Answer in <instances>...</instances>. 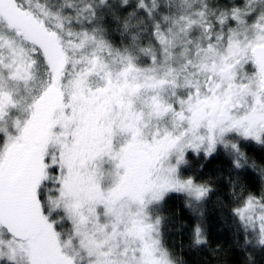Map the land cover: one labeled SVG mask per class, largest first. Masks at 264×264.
I'll return each mask as SVG.
<instances>
[{
  "label": "flooded vegetation",
  "instance_id": "flooded-vegetation-1",
  "mask_svg": "<svg viewBox=\"0 0 264 264\" xmlns=\"http://www.w3.org/2000/svg\"><path fill=\"white\" fill-rule=\"evenodd\" d=\"M232 1L240 7L246 6L247 11L249 6H254L256 12L261 10L264 2ZM69 2L72 0H8L5 7H0V39L9 49L0 52V57L11 55L17 70L26 72L24 64L31 67L35 63L30 53L36 50L32 44H37L56 65V75L51 82L43 65L38 63L27 82L23 79L19 83L9 82L8 89L16 94L14 103L17 106L10 120L23 123L19 132L8 131V140L0 143V177L9 189L19 188L25 196L37 197L39 188L44 207L49 210L55 209V202L59 200L79 198L81 205L78 208L84 213H97L96 208L102 210L117 205L143 211V197L150 192L155 194V182L148 180L149 169L173 139L169 135L168 138L160 137L156 132L139 129L142 117L137 118L131 113V104L137 101L131 85H139L140 90L142 83L128 80L123 75L102 76V54L108 56V52L102 53L103 20L98 17L83 27L79 24L68 27L69 17L65 14L62 18L60 9ZM261 26L250 22L240 26L239 35L234 33L238 41L220 45L223 48L221 55L208 54L209 57L204 59L206 63L198 65L196 51L189 55L181 76L189 84V96L178 108L173 107L174 103L163 105L164 117L174 122L187 118L198 124L209 116H227L232 109L246 106V92L253 91L254 105L260 104V76L254 62L246 66L245 57L248 45L253 48L264 44V36L252 38L257 33L264 35L257 31ZM10 30H14L15 35H9ZM84 32L86 38L77 42L78 34ZM111 32L112 25L106 39L118 42ZM217 45L207 43L208 50L212 53L215 48L220 49ZM229 45L234 51L225 55ZM82 49L86 52L77 57L76 53ZM196 49L197 45L193 50ZM69 60H75L68 69L69 73L75 70V75L62 79ZM81 60L87 63L76 68ZM120 62L121 67H133L136 63L128 56ZM240 80H247V83L241 84ZM249 85L253 87L249 88ZM3 96L8 97L9 91ZM138 112L143 114L144 109L138 106ZM9 123V120H0V133L8 129ZM251 150L259 152L254 146H249ZM45 156L51 157L47 164ZM216 157L226 160L222 153L218 154L208 159L211 166ZM52 163L60 165L59 175L47 170ZM55 179L61 181L59 186L53 182ZM210 180L213 185L212 177ZM224 182L229 186L228 178H224ZM214 191L212 186L211 192ZM38 201L41 209V200ZM60 205H56L55 212L60 211ZM52 217L49 220L48 214L41 211V233L53 229L52 223L55 225L57 221ZM89 223L98 221L88 220L86 224Z\"/></svg>",
  "mask_w": 264,
  "mask_h": 264
},
{
  "label": "rangeland",
  "instance_id": "rangeland-1",
  "mask_svg": "<svg viewBox=\"0 0 264 264\" xmlns=\"http://www.w3.org/2000/svg\"><path fill=\"white\" fill-rule=\"evenodd\" d=\"M92 2L97 6V18L101 17L103 20L102 53L108 52L106 57L102 54V76L109 78L111 75H123L128 80L142 83L144 90H139V85H131L137 99L131 104V113L137 118L142 117V121L138 123L139 129L144 132H156L160 137L168 138L169 135L172 139H177L174 132L179 127L178 123L187 120L193 125L197 124L187 118L174 122L162 113L163 105L174 103L180 106L189 96V84L181 79L185 71V59L196 51L197 63L201 65L205 62L204 59L209 57L208 54L220 56L223 52L220 45L238 41V36L234 33L239 35V27H244L247 23L243 20L244 12L248 8L240 7L232 0H145L152 13L149 17L137 11L138 0H128L127 4L125 0ZM232 9H239L240 14L235 15L230 11ZM113 12L118 19L113 18ZM228 15H234L236 22L228 23ZM145 16L146 18H143ZM110 25L118 42L106 39ZM261 28L264 29V25ZM263 36L257 33L252 35V38ZM211 42L218 43L216 47L221 48H215L211 53L207 47V43ZM196 45L197 49L193 50ZM229 51H234L232 45H229L225 55ZM127 56L136 62L133 67L120 66L121 59ZM138 106L144 109L143 114L138 112ZM184 131L185 129H181L179 135L183 136ZM199 161L205 162L203 155L197 157L194 153H189L183 170L185 173L196 174L199 182L209 185L212 189L211 180L205 178L203 171H198L196 163ZM211 191L205 201L210 204L214 201H211L214 193ZM143 199L145 200V197ZM188 200L190 204L194 203ZM204 203L196 205L198 211L205 210ZM59 204L61 205L58 212H61V215L55 227L48 230V233L44 230L33 245V254L42 260L52 259L55 249L61 257H75L77 264H88V258L93 253L98 260L104 258L101 264H116L118 259L123 264H151V261L156 259H163L166 264H184L165 248L161 230L156 228L154 233L150 230L151 225L145 219L148 213L122 205L106 206L102 210L96 208L97 213H84L78 208L79 204L81 205L79 198L59 200L55 202V209ZM160 210L161 208L152 209L151 216L154 221L161 217ZM70 219L73 223L68 224ZM88 220L98 223L87 225ZM59 221L63 223H58ZM48 224L51 226V223ZM137 240L141 241L139 257L133 255L118 258L114 255L117 249L123 251L135 248ZM152 240L162 242L158 250L148 246ZM0 241H4L2 233ZM61 248L63 251H60Z\"/></svg>",
  "mask_w": 264,
  "mask_h": 264
},
{
  "label": "snow or ice",
  "instance_id": "snow-or-ice-1",
  "mask_svg": "<svg viewBox=\"0 0 264 264\" xmlns=\"http://www.w3.org/2000/svg\"><path fill=\"white\" fill-rule=\"evenodd\" d=\"M127 3L128 0H125V4ZM249 7L250 10L244 12L245 22L252 21L257 25H264V2H262L259 12L254 11V6ZM136 9L149 17L152 15L145 0H138ZM230 11L235 15L240 14L239 9ZM65 14L69 17L68 27H73L76 24L83 27L85 23H92L97 19V6L92 0H72V2L65 3L60 9L61 17ZM112 16L118 19L115 12L112 13ZM71 17H76V19L73 20ZM227 20L228 23L236 22L234 15H228ZM257 31L264 34L262 28L258 27ZM9 35H15V31L10 30ZM86 36V32L78 34L77 42ZM17 38L22 40V37ZM0 46H3L0 47V52L9 51L2 39H0ZM32 47L36 49L30 53L35 63L31 67L25 63L26 72L17 70L11 55L0 57V120L10 121L8 129L4 133H0V143L8 140V131L19 132L23 123V121L10 120L17 106L14 103L16 94L8 89L9 82L19 83L21 79L25 82L30 80L37 63L43 65L49 82L56 75V65L54 61L45 56L44 49L37 44H32ZM85 52L86 49H82L76 53V56L80 57ZM255 58L256 53L252 51V46L248 45L245 57L246 66L253 64ZM86 63L81 60L80 64H76V68ZM73 64H75V60H69L65 65V76L62 79L75 75V70L71 73L68 72ZM260 69L264 73V63H261ZM239 82L246 84L247 80ZM252 87L253 85H249V88ZM5 91H9L8 97L3 96ZM260 100V104L254 105L255 92H246V106L242 105L232 109L227 116L219 118L215 115L209 116L195 125L187 120L180 123L174 132L178 138L169 141L154 165L149 169L151 176L148 177V180L155 182V196L151 192L148 193L142 207L143 211L149 214L145 219L151 225L150 230L153 233L156 228L162 231L165 218L160 217L154 221L151 216L152 209L162 208L166 200L176 194L194 201L193 204L186 203V206L191 208L192 221H185V225L193 224L192 231L195 240L197 243L200 242V218L203 216V212H198L196 205L204 203L212 189L209 185L199 182L196 174L185 173L183 166L189 153H194L197 157L203 155L205 161L222 153L228 163L230 174L228 177L230 200L227 205L229 213L234 218L239 230L244 233L245 240L249 235L254 234L258 237L259 243L264 246V91L260 92ZM173 107L179 106L174 104ZM181 129H185L183 136L179 135ZM232 137L234 139H230ZM249 146H254L259 150V162L249 155ZM50 159V156H45V163L47 164ZM47 170L55 175H59L61 171L58 163H52ZM198 171H203V165ZM53 182L57 186L61 183L59 179H55ZM42 185L43 181L41 187ZM14 195L22 196L23 193L19 188L9 189L5 180L0 177V217H2L0 233L4 237V241H0V264H77L75 257H61L55 249H53V258L48 260H42L33 254L36 237L27 228L16 223L15 217L11 215ZM36 196L41 200V211L48 214L50 220L56 209L49 210L44 207L39 188H37ZM69 223H73V220L70 219ZM52 227L54 228L55 225L53 224ZM161 243V241L152 240L148 246L158 250ZM140 247L141 241L137 240L135 248L123 251L117 249L114 255L118 258H128L133 255L139 257ZM60 251L63 249L61 248ZM103 259L101 257L98 260L96 254L93 253L88 258V264H101ZM116 264H123V262L118 259ZM132 264H136V262H132ZM151 264H166V262L163 259H156L151 261Z\"/></svg>",
  "mask_w": 264,
  "mask_h": 264
},
{
  "label": "trees",
  "instance_id": "trees-1",
  "mask_svg": "<svg viewBox=\"0 0 264 264\" xmlns=\"http://www.w3.org/2000/svg\"><path fill=\"white\" fill-rule=\"evenodd\" d=\"M249 155L260 160L258 151L251 150ZM201 165L205 178L212 177L215 191L211 197L213 203H204L200 242L195 240L193 224L185 225V221H192L191 208L186 206L190 201L173 194L160 210V216L165 218L161 231L165 248L184 264H264V246L254 234L245 240L229 213V186L224 182L230 175L227 161L216 157L212 166L208 160L196 163L198 169ZM60 215L57 211L52 219L58 221Z\"/></svg>",
  "mask_w": 264,
  "mask_h": 264
},
{
  "label": "water",
  "instance_id": "water-1",
  "mask_svg": "<svg viewBox=\"0 0 264 264\" xmlns=\"http://www.w3.org/2000/svg\"><path fill=\"white\" fill-rule=\"evenodd\" d=\"M8 0H0V7H5ZM252 51L256 53L254 60L258 74L260 76L262 91H264V73L261 72L260 65L264 63V44L255 45ZM11 215L15 217L16 223L27 228L35 237L42 231L41 209L37 197L34 196H13ZM2 219V217H0ZM7 222V221H5Z\"/></svg>",
  "mask_w": 264,
  "mask_h": 264
},
{
  "label": "bare ground",
  "instance_id": "bare-ground-1",
  "mask_svg": "<svg viewBox=\"0 0 264 264\" xmlns=\"http://www.w3.org/2000/svg\"><path fill=\"white\" fill-rule=\"evenodd\" d=\"M159 14V13H158Z\"/></svg>",
  "mask_w": 264,
  "mask_h": 264
}]
</instances>
